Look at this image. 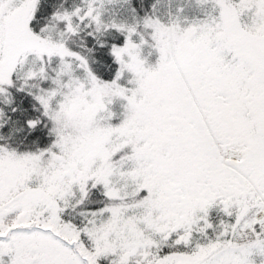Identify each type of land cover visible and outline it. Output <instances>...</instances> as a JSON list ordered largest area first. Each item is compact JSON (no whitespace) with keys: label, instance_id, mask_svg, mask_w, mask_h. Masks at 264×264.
<instances>
[{"label":"snow or ice","instance_id":"obj_1","mask_svg":"<svg viewBox=\"0 0 264 264\" xmlns=\"http://www.w3.org/2000/svg\"><path fill=\"white\" fill-rule=\"evenodd\" d=\"M0 264H264V0H0Z\"/></svg>","mask_w":264,"mask_h":264}]
</instances>
